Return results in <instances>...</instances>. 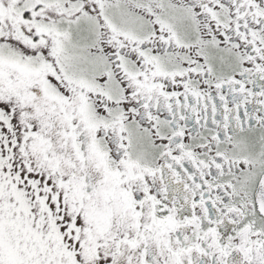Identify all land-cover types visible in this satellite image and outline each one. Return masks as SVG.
Returning <instances> with one entry per match:
<instances>
[{
    "label": "snow or ice",
    "instance_id": "1",
    "mask_svg": "<svg viewBox=\"0 0 264 264\" xmlns=\"http://www.w3.org/2000/svg\"><path fill=\"white\" fill-rule=\"evenodd\" d=\"M0 264H264V0H0Z\"/></svg>",
    "mask_w": 264,
    "mask_h": 264
}]
</instances>
